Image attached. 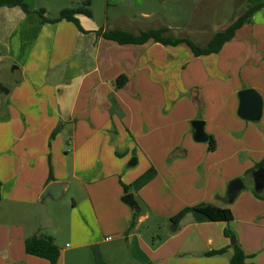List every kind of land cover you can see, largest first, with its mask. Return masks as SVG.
Segmentation results:
<instances>
[{
  "label": "crops",
  "instance_id": "0c3cea01",
  "mask_svg": "<svg viewBox=\"0 0 264 264\" xmlns=\"http://www.w3.org/2000/svg\"><path fill=\"white\" fill-rule=\"evenodd\" d=\"M84 1L89 4L91 17L76 15L83 31L65 20L44 23L35 13L43 9L45 17L53 18L60 10L80 6ZM148 1L105 0L99 15L94 12V0H21L27 13L12 0H0V69L7 70L0 75V234L10 232L16 223L0 263L17 262L8 253L13 238L17 246L22 242L23 250L25 239L34 235L49 237L55 244L54 235L41 233L52 227L51 221L37 231L25 228L24 207L26 203L34 204L51 182L66 181L64 193L68 191L72 182L65 172L70 169L72 180L80 184L94 207L85 211V217L97 212L103 221L96 232H72L75 243L81 241L74 247H92L97 264L122 249L131 264H229L232 244L224 234L226 229L232 231L234 243L248 262L264 264V198L250 194L246 186L232 206L224 204L228 182L236 178L251 180L252 174L245 176V172L264 160V72L239 71L255 84L242 89L252 88L261 98L259 121L238 116V96L236 102L214 101L207 107L209 115L203 117V130L215 142V149L208 151L190 137L188 123L194 115L191 108L185 102L172 105L168 101L173 88L169 79L176 77L181 54L179 46L185 45L191 52L186 43L173 46L148 40L120 45L96 33L119 30L137 36L162 29L164 37L184 38L203 48L215 33L224 31L247 8L264 0H231L227 19L212 31L215 10L212 12L206 1L195 2L183 25L150 19L148 12L140 11ZM130 10H138V17ZM262 14L264 7L217 53L196 57L191 52L192 56L215 55L217 68L223 70V61L231 60L233 43L251 42L252 31L244 33L248 38L243 41L236 40L238 33L264 28ZM191 29H200L197 35L201 38L207 35L204 44L191 40ZM120 76L126 80L118 87ZM204 107L201 101L200 109ZM64 123L68 130L63 129ZM64 132L71 147L69 164L67 151L61 149ZM50 136H54L51 140L55 150L59 153L61 149V153L48 146ZM47 154L50 159L46 161ZM132 158L134 164L128 165ZM201 164L206 171L204 181L197 171ZM24 167L36 171V183L32 182L34 177L24 176ZM150 168L155 176L140 189L127 192L133 194L140 208L134 213L120 201L127 194L122 186ZM261 193L264 197V191ZM202 203L229 208L233 218L228 222H196L191 213H186L171 229L164 226L183 208ZM131 222L133 226L128 230ZM143 230L149 235L159 231L162 238L155 242L151 237L149 241L141 234ZM2 244L0 241V247ZM222 248H226L223 254L206 255ZM58 249L57 264H65L69 256H75L68 253L71 248ZM27 257L35 259L29 260L31 264H49L43 258ZM25 263L29 264L27 260Z\"/></svg>",
  "mask_w": 264,
  "mask_h": 264
},
{
  "label": "rangeland",
  "instance_id": "374dc122",
  "mask_svg": "<svg viewBox=\"0 0 264 264\" xmlns=\"http://www.w3.org/2000/svg\"><path fill=\"white\" fill-rule=\"evenodd\" d=\"M105 0H94V12L97 14H101L103 10V4ZM199 0H162L159 4L157 0H149L144 7L140 11H146L151 15L150 19L158 18L160 20L165 21L169 25H183L187 23L192 13L193 5L195 2ZM202 4L204 1L211 5V10L215 14L212 16L216 20L212 22L211 31L218 25H220L223 21H225L226 15H228V11L231 8V0H211V2L207 0H200ZM88 8V6H87ZM89 9V8H88ZM131 13H134L136 17L139 15L138 10H130ZM264 16V14H262ZM210 22L207 21V23ZM198 30L200 29H191L192 35L191 40L198 45L204 44L206 41V36L201 38L202 36L197 35ZM252 31L250 35L251 42L249 44H242L236 45L233 43L232 47L235 48L231 60L230 58L225 59L223 63L225 64V68L219 69L217 68V58L215 55H210L209 57H198L195 58L192 56L191 52L185 45H180L179 48L181 50V54L179 55L178 66L176 77H170V92L168 93V101L169 104H181L185 102L187 108H191V114L194 113L192 120L188 123L191 128V122L200 120L203 122V117L208 118L209 110L207 109L208 106H212L214 101H220V103H226L231 99L233 102L237 101V94L239 91L243 90L242 88H249V85L253 84L250 81L249 77H245L242 73L239 74L240 69L243 70H257L264 72V28H248L237 35V41H243L241 39L248 38L244 35V33ZM210 32V31H209ZM190 39V38H189ZM247 40V39H245ZM226 51H229L227 48ZM176 63V62H174ZM1 68L0 75H4V72L7 71L6 69ZM255 86V84H253ZM246 88V89H247ZM194 89H199L200 92V101L204 102L205 107L201 109H197L195 105L192 104L190 101V95ZM252 89V88H250ZM201 110V111H200ZM211 112V111H210ZM64 126V130H68L69 126L65 123L62 124ZM188 125V126H189ZM61 130V127H58ZM208 129V127H207ZM54 137V136H52ZM52 137L50 136V142L48 140V146L51 149L55 150L54 144L52 143ZM192 137V128H191V136ZM193 140V139H192ZM194 141V140H193ZM68 136L67 133L64 132L62 139H61V149L67 151L68 156L66 161L68 164L71 161V147L68 145ZM201 144L205 145L206 150H208V143L203 142ZM61 149H59V153H61ZM57 154L58 151L55 150ZM50 159L49 155H46V161ZM61 159V157H60ZM64 160V159H63ZM202 164L198 167L197 171L200 172V178L204 181V167L202 168ZM257 169V168H256ZM36 171L29 170L24 167V176L26 178L33 179V183H36ZM34 173V175H33ZM66 173V179H70L72 184L68 191H66L62 197L59 199H45L44 205L46 209V213L52 222V227L47 231H42L43 235H54L55 236V244L64 249H70L68 253H74L75 256L70 257L67 259L65 264H97L96 259L93 257L92 247L87 246H76V244L80 245L81 241L75 243V240L72 239V232H96L98 226L101 224L100 217L97 214H92L89 218L85 217V211L93 209V205L91 203V199L88 198L87 194L84 190L81 189L80 184L76 180H72V173L69 169ZM48 177L52 175V172L49 171L47 174ZM63 174H59L61 176ZM155 176V174H154ZM153 176V177H154ZM250 176V175H248ZM240 179V178H236ZM248 178L240 179L244 184V189L240 192L243 193L247 186V191L250 194L254 195V188L252 178L251 180H247ZM201 180V181H202ZM66 182V181H65ZM67 183V182H66ZM229 183V182H228ZM264 191V190H263ZM262 191V192H263ZM259 193V192H255ZM261 193V192H260ZM255 196V195H254ZM256 197V196H255ZM39 195L36 198V202L26 203L24 207V214H23V222L26 229L37 231L39 228V217L37 218V214L35 212V206L38 203ZM224 204L228 207L234 204V201L229 203L227 201ZM11 207V205H8ZM3 205L0 204V216L2 211ZM37 216H36V215ZM233 218V216H232ZM53 219L55 221V225L53 226ZM103 222V221H102ZM153 224V222H151ZM15 226L10 229V232L0 234V241L3 244L0 247V258L1 256L5 255L4 249L7 244L9 245L11 237L15 234ZM165 227L171 229L174 224L170 222H165ZM156 230V229H154ZM143 230L141 234L145 239H149L152 237V241L157 242L159 238H162V233L159 231L153 232V234H148L149 232ZM168 232V230L166 229ZM12 232V233H11ZM27 233V232H25ZM13 234V235H12ZM233 236L229 238V243H231ZM14 241L8 248V253L12 254L13 257L17 260V262H10V264H26L25 260L30 263L29 260H35L31 257H27L23 250L22 242L19 243L17 246V242L15 238ZM73 247V248H72ZM127 252L125 249H122L121 253H116L113 258H106V261L101 264H131L130 261L126 259ZM188 259V257H185ZM0 264H6L3 261ZM45 264V263H44Z\"/></svg>",
  "mask_w": 264,
  "mask_h": 264
},
{
  "label": "trees",
  "instance_id": "16d2710c",
  "mask_svg": "<svg viewBox=\"0 0 264 264\" xmlns=\"http://www.w3.org/2000/svg\"><path fill=\"white\" fill-rule=\"evenodd\" d=\"M12 4L19 6L24 12H28L27 6L21 2V0H12ZM88 2L84 1L80 6L72 7V8H64L58 12V14L53 18H48L44 16V10L39 9L36 10L42 22L47 23H57L61 20L69 21L73 23L79 31H83L79 26V23L76 19V15L83 14L87 17H91V11L87 8ZM264 7V2L262 4L252 6L247 8L229 27H227L224 31H220L214 34L211 40L208 42L206 47H198L194 45L191 41L178 38L171 39L168 37L162 36L164 30H150L147 32H142L139 35L135 36L127 32L112 30V31H98L96 32L98 35L103 37L106 40L114 41L120 45L124 44H142L148 40H153L162 45H177L179 43H186V45L190 48L192 54L194 56H202L209 55L211 53H217L224 43L228 42L234 36V33L237 29H239L244 23H248L251 20L252 15ZM126 78L120 76L116 80V86L121 87L125 82ZM208 143V151H213L215 149V142L212 137L206 136ZM264 166V160L257 163L252 169H249L245 172V176L252 174V172L259 167ZM155 174V170L153 168L148 169L144 173H142L138 178H136L131 184L123 185L124 193H127L130 189L136 191L144 186L150 179L153 178ZM254 195L262 199L264 198L262 193H255ZM186 213H191L196 222H216L223 221L228 222L232 219V213L229 208L217 207L212 204H198L192 207H186L180 210L176 215L170 218V222L175 224L177 223ZM135 217V214L133 215ZM133 226V222L130 223L128 230ZM224 234L227 237L233 236V233L230 229L224 230ZM231 248V256L229 258V264H253L247 261V257L244 255L240 247L236 244H232ZM226 251V248H222L219 250L209 251L206 253L208 256H215L223 254ZM24 252L27 255L43 258L49 262V264H57L59 259V249L53 243L52 239L49 237H38V236H30L24 241Z\"/></svg>",
  "mask_w": 264,
  "mask_h": 264
},
{
  "label": "water",
  "instance_id": "95a60500",
  "mask_svg": "<svg viewBox=\"0 0 264 264\" xmlns=\"http://www.w3.org/2000/svg\"><path fill=\"white\" fill-rule=\"evenodd\" d=\"M238 109L237 114L240 118L246 119L252 122H257L262 116V101L260 96L253 89H243L238 92ZM190 101L197 109L201 108V101L199 98V91L194 89L190 95ZM203 122L200 120L192 121V139L194 142L203 143L206 142L207 138L203 130ZM135 162V158H132L128 165H132ZM252 182L255 192H262L264 190V166L255 169L252 172ZM67 187V183L51 182L45 186L43 191L40 193L38 203L35 206V212L39 217V226L46 228L50 224V219L46 213L44 201L45 199H59L63 196L64 191ZM244 189V184L240 179L231 180L226 187L225 195L229 203L233 202L236 196L241 190ZM120 201L125 204L132 212L139 213V206L134 200L132 193H127L121 197ZM234 243L232 238L231 244Z\"/></svg>",
  "mask_w": 264,
  "mask_h": 264
}]
</instances>
